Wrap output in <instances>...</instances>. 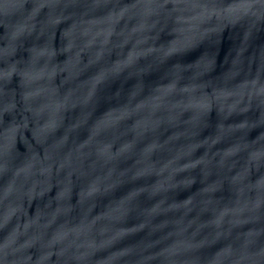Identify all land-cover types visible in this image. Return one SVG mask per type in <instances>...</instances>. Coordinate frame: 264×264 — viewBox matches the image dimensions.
I'll use <instances>...</instances> for the list:
<instances>
[{
	"label": "water",
	"instance_id": "95a60500",
	"mask_svg": "<svg viewBox=\"0 0 264 264\" xmlns=\"http://www.w3.org/2000/svg\"><path fill=\"white\" fill-rule=\"evenodd\" d=\"M0 264H264V0H0Z\"/></svg>",
	"mask_w": 264,
	"mask_h": 264
}]
</instances>
